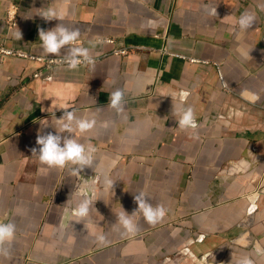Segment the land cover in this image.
<instances>
[{
    "label": "crops",
    "instance_id": "obj_1",
    "mask_svg": "<svg viewBox=\"0 0 264 264\" xmlns=\"http://www.w3.org/2000/svg\"><path fill=\"white\" fill-rule=\"evenodd\" d=\"M49 7L80 30L77 44L95 65L47 71L0 59V221L16 225L0 264H231L245 254L264 264L254 254L264 246V0H0V45L55 57L39 41L40 28L60 23L37 15ZM246 11L256 22L242 32ZM40 69L50 78L34 79ZM117 89L121 114L108 107ZM173 103L193 108L197 129L178 128ZM64 108L96 120L76 133L97 148L95 165L79 175L40 172L32 156L38 132L55 134L52 112L59 119ZM105 175L116 181L112 192ZM80 186L92 190L94 207L77 222ZM140 191L166 215L153 226L137 213L138 231L127 235L117 216L138 208Z\"/></svg>",
    "mask_w": 264,
    "mask_h": 264
},
{
    "label": "clouds",
    "instance_id": "obj_2",
    "mask_svg": "<svg viewBox=\"0 0 264 264\" xmlns=\"http://www.w3.org/2000/svg\"><path fill=\"white\" fill-rule=\"evenodd\" d=\"M214 14L217 15L216 8ZM37 15L45 21H60L56 27L50 30L39 29L40 48L45 56L51 54L55 57H61L58 63L66 64L70 70H76L81 65H95V58L90 49L77 44L81 37L80 30L65 26L62 22L65 17L61 12L49 7L39 11ZM255 22V14L247 11L242 13L237 20L239 30L242 32L251 29ZM11 35L16 40L22 39V33L17 27ZM62 49H66V53L63 55H61ZM186 95L187 93H185ZM108 107L113 109L117 114L125 111L126 100L125 93L122 89H117L110 94ZM64 109L65 111L59 119H56L54 111L52 112V116L56 121L54 124L56 129L55 134L51 132L41 134L38 132L36 144L39 145V149L32 148V156L38 158L42 166L38 169L40 172L52 168H69L73 175H79L84 168L95 165L97 148L91 142H80L76 133L83 136L91 132L96 126V120L95 118L79 117L74 110L68 111L67 108ZM173 115L176 118L180 130L186 131L198 128L192 107H185L182 103H173ZM64 133L68 135H62ZM193 138L198 139V134L194 133ZM115 182L108 175L102 178L105 191L112 192ZM147 197L145 192H138L134 196L138 208L131 215L122 209V212L117 216V222L121 225L125 234L135 235L138 231L137 224L133 220V217L137 213L142 214L146 222L153 226L161 222L165 217L167 209L163 205L154 206L146 199ZM93 205L94 202L88 197L82 198L76 204L75 215L79 217L77 222L85 221L88 218L91 208L94 207ZM15 234V223L0 221V256L6 258L10 256L11 244L15 239ZM96 241L102 245L108 242L104 234L97 235ZM254 254L256 257H264V246L257 244L254 248ZM231 264H257V261L252 256L245 254L235 260L232 258Z\"/></svg>",
    "mask_w": 264,
    "mask_h": 264
},
{
    "label": "built area",
    "instance_id": "obj_3",
    "mask_svg": "<svg viewBox=\"0 0 264 264\" xmlns=\"http://www.w3.org/2000/svg\"><path fill=\"white\" fill-rule=\"evenodd\" d=\"M12 14L9 13V17H8V22L9 25L13 26L16 24L17 20L15 15H12V17H10ZM106 44H112L114 43L113 40L111 39H106L105 40ZM131 49H115L112 51V54L115 55H127L130 52ZM7 57H12V58H21V59H27L30 61H36L39 62L43 65V67L46 68V70L48 71L50 68L54 67V66H62V65H66V64H61L58 63V61L61 59V57H53V58H49V57H38V56H34L31 55L25 51L22 50H14V49H9L6 48L3 45H0V59H6ZM47 71H44L42 69L37 70L34 74H33V78L34 79H42V80H47L50 78L49 75H47ZM253 150H255L254 147H252ZM90 190V189H88ZM77 192H79V195H83L86 196L88 198H92V196L89 195L90 191H87L86 188H82L81 186L78 187ZM92 194V193H91Z\"/></svg>",
    "mask_w": 264,
    "mask_h": 264
},
{
    "label": "rangeland",
    "instance_id": "obj_4",
    "mask_svg": "<svg viewBox=\"0 0 264 264\" xmlns=\"http://www.w3.org/2000/svg\"><path fill=\"white\" fill-rule=\"evenodd\" d=\"M91 191H92V190H90L89 195H90V196H93V194H91ZM73 206H76V205H73ZM198 238H200V237H197V239H198Z\"/></svg>",
    "mask_w": 264,
    "mask_h": 264
}]
</instances>
